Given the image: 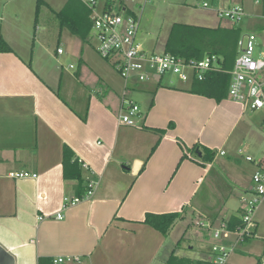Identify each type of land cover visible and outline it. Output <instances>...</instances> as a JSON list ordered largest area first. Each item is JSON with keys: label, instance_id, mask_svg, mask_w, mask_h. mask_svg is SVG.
I'll return each instance as SVG.
<instances>
[{"label": "crops", "instance_id": "0c3cea01", "mask_svg": "<svg viewBox=\"0 0 264 264\" xmlns=\"http://www.w3.org/2000/svg\"><path fill=\"white\" fill-rule=\"evenodd\" d=\"M261 2L199 0L216 16L202 26H235L241 35L263 29L264 17L251 9ZM114 4L108 7L105 0L101 10ZM234 4L245 6L247 19L223 24L216 7ZM41 5L56 19L59 10L45 0ZM35 8L36 0H0V33L12 49L0 52V264H209L211 229L223 222L237 225L228 222L240 219V198L257 170L245 156L264 153V111L228 95L216 100L191 92L192 78L162 83V77L128 84L125 97L140 93L128 98L139 104L141 115L134 126L119 124L124 80L110 61L85 52L73 74L47 64L34 68ZM84 8L75 4L67 15L78 21ZM118 8L133 14L121 1ZM87 37L91 28L82 40ZM92 48L97 53L94 43ZM64 145L81 162L84 184L96 181L90 198L67 207L64 197L78 195L77 181L63 177ZM204 148L214 152L209 161L201 157ZM17 171L36 176L9 175ZM148 213L180 217L162 234L144 222ZM194 223L208 241L200 258L180 252V240ZM232 239L230 234L225 240ZM172 253L175 263L168 262Z\"/></svg>", "mask_w": 264, "mask_h": 264}, {"label": "built area", "instance_id": "2783aa9c", "mask_svg": "<svg viewBox=\"0 0 264 264\" xmlns=\"http://www.w3.org/2000/svg\"><path fill=\"white\" fill-rule=\"evenodd\" d=\"M84 7L90 9L92 37L95 40V49L100 57L110 61L124 80V91L121 107L117 114V121L122 125L134 126L141 115L139 104L131 98L125 97L128 84L134 80L145 82L154 80L158 75L161 79L166 74H173L181 81L190 78L202 79L210 71H226L230 75L228 97L242 103L250 110L264 111V56L256 53V36L253 32L242 34L237 40V55L230 70L221 68L217 55H205L201 59L184 58L179 55L162 52L146 53L137 41L139 18L132 13L115 11L113 9H95L96 0H80ZM206 5V3H204ZM220 19L238 22L246 16L241 5L235 4L226 8L216 9ZM262 17H264V6ZM62 49L57 48V53ZM72 66V65H71ZM253 162L257 170L251 176V186L241 198L240 223L229 228L223 222L219 227L212 228L211 235L215 242L211 245V259L209 264H228L229 256L241 242L251 237L256 224L253 214L264 198V153L255 158L245 156ZM11 177H35V173L17 171L9 174ZM96 181L86 180V190L81 196L64 197L63 206L67 207L82 199L90 198L93 194ZM61 213L56 217L61 218ZM42 216H39L41 219ZM211 228L209 224H203ZM233 235L231 241L225 239ZM67 260H71L70 257ZM56 261L63 262L59 257Z\"/></svg>", "mask_w": 264, "mask_h": 264}, {"label": "rangeland", "instance_id": "374dc122", "mask_svg": "<svg viewBox=\"0 0 264 264\" xmlns=\"http://www.w3.org/2000/svg\"><path fill=\"white\" fill-rule=\"evenodd\" d=\"M45 1L49 3L53 9L60 10L63 8L66 0ZM104 1L105 0H96L95 9L97 12L101 11ZM120 1L128 10L133 12V14L139 18V32L136 39L142 45L146 53L160 54L163 52L164 41L173 22L202 25L211 23L214 20V17L216 18L211 11L204 9L199 5V0H115V8L113 10L120 11L118 8ZM263 6L264 0H262L259 5L253 4L251 9L255 15L259 16L262 14ZM226 7L228 6L220 5L216 8ZM243 9L245 12H249L245 9V6H243ZM33 18L34 11L32 14V25ZM245 19H247V17H243V19L238 22L222 19L221 22L223 24H241ZM202 21L206 23H203ZM37 23L39 29L36 30L32 45L33 66L35 69L38 68L37 66H39V64H47V66L53 71L59 72L62 67V69L68 73L73 74L77 69L80 57L82 56L83 59L85 58V52L92 53L93 56L95 55L100 61H103L92 48V44L94 43L95 45L96 43L95 40H93V37H91L92 39L87 37L88 41H83L81 39V42L71 35L66 28L59 27L53 13L50 12L45 5H41L39 9ZM251 32L255 34L256 40L258 41L256 45L258 54L264 56V30L258 27H253ZM32 36L33 34H31V37L27 42L29 48L31 47ZM57 47L60 49H66V51L62 54L56 55L55 52L57 51ZM72 63L74 68H69V64ZM167 80H177V77L173 74H166L163 76L162 83L167 82ZM139 95V92H134L133 95L128 93L129 97L135 99H137ZM128 96L126 94V97ZM255 213L257 214L256 218L258 221L257 228L247 241L244 240L237 247L240 251L237 250L235 254L230 256V264H256L257 262H259L258 264H264L263 199L259 203ZM203 232L204 231L197 224L192 225V227L190 226L188 231H186L184 238L180 240V246L182 247L180 252L190 258H200V251L205 248L203 245L206 244V246H208L207 238H205ZM174 233H176L175 230ZM169 240H171V238ZM189 246H192V249H189Z\"/></svg>", "mask_w": 264, "mask_h": 264}, {"label": "trees", "instance_id": "16d2710c", "mask_svg": "<svg viewBox=\"0 0 264 264\" xmlns=\"http://www.w3.org/2000/svg\"><path fill=\"white\" fill-rule=\"evenodd\" d=\"M80 3V0H67L63 8L56 11L54 14L61 28H67L72 34L85 39L91 28L90 9L85 7L83 17L78 21H73L67 15V11L73 5ZM110 3L111 0H107L108 7ZM39 7L40 0H36V17ZM261 28L264 29V24L261 25ZM240 35V29L235 26L209 27L174 22L170 27L163 52L179 55L187 59H201L205 55L214 54L219 57L221 68L230 70L233 67L237 55V40ZM11 51L12 49L0 33V52ZM229 80L230 75L226 71H210L205 73L202 79L193 78L190 91L220 100L228 93ZM161 132L163 131L159 130L160 134ZM202 151L201 157L204 161H209L214 156V152L208 149L204 148ZM61 163L64 179H75L77 181V195L81 196L86 190V184H84L82 177V164L67 145L63 147ZM179 217V213H148L144 218V222L160 231L162 234H166ZM239 223L240 219L228 222L230 226ZM175 260L176 257L172 253L168 262L175 263ZM185 264H192V262L187 261Z\"/></svg>", "mask_w": 264, "mask_h": 264}, {"label": "water", "instance_id": "95a60500", "mask_svg": "<svg viewBox=\"0 0 264 264\" xmlns=\"http://www.w3.org/2000/svg\"><path fill=\"white\" fill-rule=\"evenodd\" d=\"M155 78H156V79H158V78H159V76H158V75H156V76H155Z\"/></svg>", "mask_w": 264, "mask_h": 264}]
</instances>
